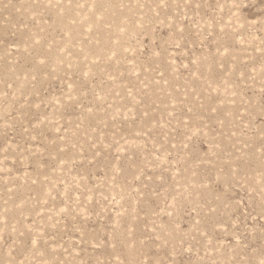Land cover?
Instances as JSON below:
<instances>
[{"label":"rangeland","instance_id":"374dc122","mask_svg":"<svg viewBox=\"0 0 264 264\" xmlns=\"http://www.w3.org/2000/svg\"><path fill=\"white\" fill-rule=\"evenodd\" d=\"M0 264H264V0H0Z\"/></svg>","mask_w":264,"mask_h":264}]
</instances>
